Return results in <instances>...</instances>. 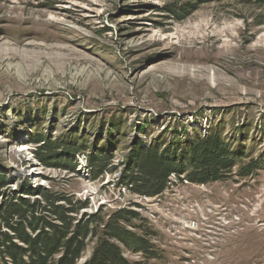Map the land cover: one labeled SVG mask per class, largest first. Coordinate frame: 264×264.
Listing matches in <instances>:
<instances>
[{
  "label": "rangeland",
  "instance_id": "1",
  "mask_svg": "<svg viewBox=\"0 0 264 264\" xmlns=\"http://www.w3.org/2000/svg\"><path fill=\"white\" fill-rule=\"evenodd\" d=\"M174 4L0 0V52L15 41L45 47L51 33L87 61L68 83L27 81L19 69L27 66L15 62V77L0 79V170L11 183L87 201V213L137 211L144 221L134 223L150 231L159 257L122 249L131 264H264V5L209 0L177 21L165 11ZM214 131L241 165L257 160L251 175L238 176L234 166L205 185L171 178L154 198L117 185L131 147ZM38 136L111 154L118 169L92 180L83 155L74 157L75 174L46 168L29 143Z\"/></svg>",
  "mask_w": 264,
  "mask_h": 264
},
{
  "label": "trees",
  "instance_id": "2",
  "mask_svg": "<svg viewBox=\"0 0 264 264\" xmlns=\"http://www.w3.org/2000/svg\"><path fill=\"white\" fill-rule=\"evenodd\" d=\"M208 1L175 0L165 11L182 21ZM250 1L264 5V0ZM29 143L36 146L33 155L46 168L75 174L74 157L83 155L90 178L95 180L113 167V155L87 153L69 141L38 136ZM241 161V156L230 151L215 131L175 144H137L120 164L117 185L134 195L154 198L168 189L171 178L205 185L224 180L234 166H238L240 177L251 175L258 167L257 160L245 165ZM88 207L87 201L72 195L16 180L11 183L0 170V264H77L91 242L94 246L90 256L82 264H131L122 249L140 253L146 259L159 257L148 239L150 231L134 223L144 221L137 211L122 208L103 215L100 210L87 213Z\"/></svg>",
  "mask_w": 264,
  "mask_h": 264
},
{
  "label": "bare ground",
  "instance_id": "3",
  "mask_svg": "<svg viewBox=\"0 0 264 264\" xmlns=\"http://www.w3.org/2000/svg\"><path fill=\"white\" fill-rule=\"evenodd\" d=\"M46 39L51 44L45 47L32 46L28 48L27 44L21 41H15L6 47L4 51L0 52V79L15 77V74L19 72L18 66L15 67L13 65L15 62L21 66H27L24 67L26 69L23 67V69H19L22 71L23 78L35 84L44 85L48 83L51 85L52 83L56 84V82L68 83V81H72V71L87 61L71 47L58 43L57 36L46 33ZM185 68L183 67V69ZM170 69L177 70L178 67L173 63L170 65ZM183 71L187 73L185 70ZM201 73L204 74L202 71ZM224 78L226 77L224 76L222 79Z\"/></svg>",
  "mask_w": 264,
  "mask_h": 264
}]
</instances>
